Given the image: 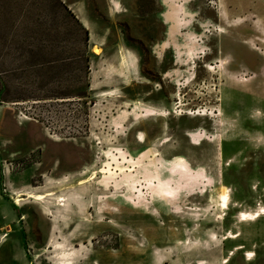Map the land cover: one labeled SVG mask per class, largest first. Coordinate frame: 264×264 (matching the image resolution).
<instances>
[{
	"label": "rangeland",
	"instance_id": "374dc122",
	"mask_svg": "<svg viewBox=\"0 0 264 264\" xmlns=\"http://www.w3.org/2000/svg\"><path fill=\"white\" fill-rule=\"evenodd\" d=\"M116 44L139 72L110 93ZM126 100L161 112L114 128ZM224 257L264 264V0H0V264Z\"/></svg>",
	"mask_w": 264,
	"mask_h": 264
},
{
	"label": "crops",
	"instance_id": "0c3cea01",
	"mask_svg": "<svg viewBox=\"0 0 264 264\" xmlns=\"http://www.w3.org/2000/svg\"><path fill=\"white\" fill-rule=\"evenodd\" d=\"M85 29H88V28H85ZM115 47H116L115 53L108 59V62H105L104 64L102 63L101 66L98 65V67H96L94 70L92 69L91 72H90V75L92 77L94 75L98 76L101 73L100 75L104 79H110L111 80V87H110V90H109V91H111L110 93H113L116 90L120 92L121 88H117L118 82H120V84L124 82L127 85L130 80L137 79L138 72H139V70H138V60L135 57V55L129 53V56H128V53H127L128 51L126 49H124V47L119 46L117 44L115 45ZM124 53H126L127 57H125V55H123ZM123 57L126 58V62L130 66V71L124 69ZM92 82H93V84L95 83L94 81H92ZM117 97L120 98L121 96H117ZM118 98H111V99H118ZM137 102H138L137 100L136 101L135 100H131V101L126 100L125 102H122V104L120 105L121 108L116 112V114L114 116H112L109 119L110 125L112 127L115 126L114 128H116L117 123H120L122 129L124 130L125 129V127H124L125 125L124 124L126 122H128V120H130V119L131 120H133V119L135 120V122L133 124V125H135V124L138 123L137 121H139L141 119L145 120L147 118L154 117V116H149L147 118H137V114L134 112V109H136L134 105ZM138 103H140V102H138ZM140 104H142L144 107L149 108V109H151L153 111L161 112V109L157 108L155 106H150V105H147V104H144V103H140ZM122 111H126L128 113L129 112H134L135 115L132 114L125 121H123L122 118L121 119L118 118L119 114ZM134 117H136V118H134ZM141 135L143 136V138H146V133H144V132L137 131L136 133H134V139L138 143H140L138 139H139V136H141ZM145 141H146V139H145ZM140 144H142V143H140ZM148 148L154 149L153 147H148ZM142 149H144V148H142ZM142 149H140L138 151H141ZM67 161L69 162V159L68 160L66 159V162ZM84 164H85V162H84ZM85 166H86V164H85ZM81 172L82 171L79 172L80 175L82 174ZM10 243H12L11 245L15 246L14 245L15 243L11 239H8V238H7L6 242H5V244L3 243V245H4V247H6Z\"/></svg>",
	"mask_w": 264,
	"mask_h": 264
},
{
	"label": "bare ground",
	"instance_id": "6f19581e",
	"mask_svg": "<svg viewBox=\"0 0 264 264\" xmlns=\"http://www.w3.org/2000/svg\"><path fill=\"white\" fill-rule=\"evenodd\" d=\"M92 50H93V52L94 53H96L97 55H99L100 53H101V48L98 46V45H96V44H94L93 46H92ZM130 170V169H129ZM96 176H97V173H96V171H93L91 174H90V176L88 177V181L87 182H90V181H92L94 178H96ZM85 183V180H82V181H79L78 182V184L79 185H82V184H84ZM225 190H227V189H223L222 191H221V195L224 197V200L221 202V208H222V210H223V215H224V213H225V211L224 210H228V205H229V198H228V195L226 194V192H225ZM29 196V195H28ZM54 196V193L53 192H46V193H44L42 196L41 195H39L38 197H35L36 198V200H41V199H49V198H52ZM30 197V196H29ZM55 200L56 201H54L55 202V206H61L62 204L64 205V207H67V206H69V198L67 197V198H65V197H63V196H57L56 198H55ZM250 213L251 212H249V211H241V213H240V215H238V217L236 218V220H237V222L238 223H241V224H243L244 225V223H250V222H253V217L250 215ZM240 225V224H239ZM236 235V236H235ZM235 235L233 234V233H230V231H229V233H227L225 236H227V237H229V238H231V239H235V240H238V238H239V235L240 234H238V233H235ZM236 249H238V250H240V251H243L244 250V246L243 245H239L238 244V246L236 247ZM247 250V249H246ZM242 255L245 257V258H247V260H249V261H254L255 260V256H256V254L253 252V251H243L242 252ZM229 262V258L228 257H224L222 260H221V263L222 264H227Z\"/></svg>",
	"mask_w": 264,
	"mask_h": 264
}]
</instances>
